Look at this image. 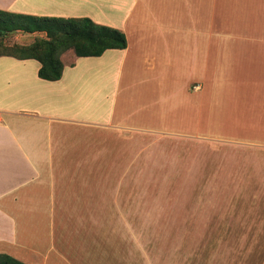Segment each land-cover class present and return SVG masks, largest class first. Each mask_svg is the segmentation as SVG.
<instances>
[{"label":"crops","instance_id":"crops-1","mask_svg":"<svg viewBox=\"0 0 264 264\" xmlns=\"http://www.w3.org/2000/svg\"><path fill=\"white\" fill-rule=\"evenodd\" d=\"M0 9L89 17L128 40L100 56L71 53L58 80L40 77L35 58L0 56V253L74 264L55 228L63 202L84 200L74 171L88 167L89 126L264 151V0H0Z\"/></svg>","mask_w":264,"mask_h":264},{"label":"rangeland","instance_id":"rangeland-1","mask_svg":"<svg viewBox=\"0 0 264 264\" xmlns=\"http://www.w3.org/2000/svg\"><path fill=\"white\" fill-rule=\"evenodd\" d=\"M47 37L2 32L0 53ZM82 138L90 168L74 171L84 200L62 203V256L74 264H264V151L159 129L89 126Z\"/></svg>","mask_w":264,"mask_h":264},{"label":"trees","instance_id":"trees-1","mask_svg":"<svg viewBox=\"0 0 264 264\" xmlns=\"http://www.w3.org/2000/svg\"><path fill=\"white\" fill-rule=\"evenodd\" d=\"M14 30L40 32L48 37L27 45H17L16 52L0 53V56L39 60V76L47 80L62 77L64 63L61 54L67 49H73L78 56H100L107 49H123L128 44L122 30L98 24L89 17L36 16L0 9V33ZM0 264L26 263L7 253H0Z\"/></svg>","mask_w":264,"mask_h":264}]
</instances>
